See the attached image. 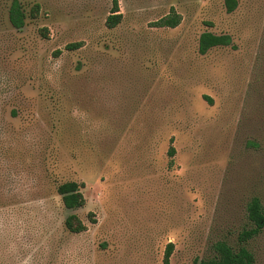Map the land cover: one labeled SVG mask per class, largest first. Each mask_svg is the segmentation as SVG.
<instances>
[{
	"label": "rangeland",
	"instance_id": "1",
	"mask_svg": "<svg viewBox=\"0 0 264 264\" xmlns=\"http://www.w3.org/2000/svg\"><path fill=\"white\" fill-rule=\"evenodd\" d=\"M9 2L0 264H163L168 243V264L212 259L218 243L264 264V226L241 241L251 200L264 217V0H235L231 12L224 0H116L112 29V0H18V30ZM170 8L176 27L149 25ZM203 32L228 41L201 55ZM70 181L83 184L81 208L56 193ZM70 214L84 231L64 228Z\"/></svg>",
	"mask_w": 264,
	"mask_h": 264
},
{
	"label": "trees",
	"instance_id": "2",
	"mask_svg": "<svg viewBox=\"0 0 264 264\" xmlns=\"http://www.w3.org/2000/svg\"><path fill=\"white\" fill-rule=\"evenodd\" d=\"M224 4L227 12H231L235 8V0H224ZM39 6L33 4L30 9L28 16L33 19L38 15ZM7 21L9 25L18 30L23 27L26 14L22 10L18 0H10L7 7L6 13ZM121 20V15L118 12L116 0H112V7L110 13L106 16L104 25L108 29L114 28ZM180 22V15L177 14L172 8L169 9V12L160 17L159 19L151 22L149 25L155 28H174ZM39 33L42 38L47 37V30L41 28ZM228 38L226 36H216L208 32H203L198 38V48L197 51L199 54L203 55L208 49L217 46L226 45ZM80 46L79 43L68 44L65 46L67 50H75ZM58 54V51L54 53ZM14 112L11 111V115ZM172 138H169V146L167 149L168 166L172 164V157L175 153L174 148L171 146ZM83 187L82 183L76 182H64L57 186L56 193L60 196L61 203L66 209H76L81 208L85 204V200L81 194L80 189ZM88 214L89 221L94 223V220L90 218ZM247 218L254 225V228L244 231L241 234V241H245L255 234L259 229L264 226V217L260 210V205L257 200H251L247 206ZM64 228L70 233H80L86 229L85 225L78 219L74 214L66 216L63 221ZM172 244L168 243L165 246L163 253L162 262L163 264H168V258L172 251ZM216 255L212 259L200 260L198 264H252V256L243 248L239 247L237 252H232L223 243H218L215 245Z\"/></svg>",
	"mask_w": 264,
	"mask_h": 264
}]
</instances>
